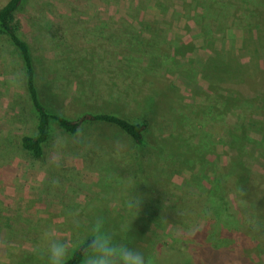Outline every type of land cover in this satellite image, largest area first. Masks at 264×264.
<instances>
[{
	"label": "rangeland",
	"instance_id": "rangeland-1",
	"mask_svg": "<svg viewBox=\"0 0 264 264\" xmlns=\"http://www.w3.org/2000/svg\"><path fill=\"white\" fill-rule=\"evenodd\" d=\"M227 2L235 26L223 13L204 18L193 0H23L14 17L41 103L69 119L91 112L145 120L147 133L137 146L105 123H87L73 135L52 123L35 158L19 142L36 123L22 62L0 36V264H47L45 229L54 227L71 245L98 217L150 264H211L206 193L213 188V201L226 206L212 185L215 171L225 173L231 161L249 178L264 171L259 123L249 121L244 103L226 106L230 81L210 88L223 76L217 63L249 62L258 37L264 41V12L250 14L243 0ZM252 79L250 92L262 94ZM233 146H241L240 161ZM228 192L232 211L235 192ZM226 239L229 247L241 244L238 235ZM231 255L221 263L264 264L262 256L238 262Z\"/></svg>",
	"mask_w": 264,
	"mask_h": 264
},
{
	"label": "trees",
	"instance_id": "trees-1",
	"mask_svg": "<svg viewBox=\"0 0 264 264\" xmlns=\"http://www.w3.org/2000/svg\"><path fill=\"white\" fill-rule=\"evenodd\" d=\"M22 2L23 0H7L0 7V36L8 40L21 59L25 88L32 109L36 114V123L33 132L22 135L19 138L21 148L35 158H39L42 155L43 145L48 140L50 125L52 123L59 126L63 131L73 135L79 133L83 126L90 122H100L114 126L130 138L135 145H143L145 134L147 133V122L145 120H135L132 122L117 114L91 112H85L76 119H69L61 114L51 112L41 103L35 85V73L30 48L27 42L20 37L19 26L14 17L15 13L20 9ZM243 3H245L244 5L250 14H254L257 8L262 13L264 12V0H243ZM193 5H197L203 10V13L206 14L204 18L211 17V21H213L212 15L214 13H223V16L225 15L224 21L229 20L231 22L230 25H236V13L232 11L234 8L231 7V4L227 0H193ZM216 6L217 9L219 8L218 10L215 8ZM182 8L184 9V5H182ZM226 12L227 14H225ZM255 17V20L260 18L257 14ZM258 22L259 20L256 21V23ZM249 26L250 24H247V27ZM262 29L263 27L261 25L258 34H261ZM123 38L124 36L121 37V39ZM213 39L212 37L207 39L209 46H211ZM125 40L127 41V39ZM245 44L248 51L251 47L249 44ZM255 49L249 52L251 54L249 62L239 63L236 61L235 63V60L228 58L222 64L217 63V65L222 67L223 76L222 78L216 79L217 87L212 84L210 88L212 91L216 90L220 88L219 83L222 80H225V82L230 81V84H227L229 87H226L228 88L226 90L231 95V98L226 101V106L232 109L236 103H244L247 106L246 108H248V116H251L249 121L252 124L259 123V126H255V130L260 132L264 143V41L262 36L258 37V46ZM260 51L263 56L261 59L259 56L261 55L259 53ZM209 70L206 67L207 74ZM204 73L206 74V72ZM252 77L257 80V85L263 87L262 94L260 92L258 95H255L257 94L256 92H250L251 84L249 86L246 80ZM238 87L241 88V91L238 90ZM251 94L255 96L251 97ZM150 99L151 97L147 100L149 101ZM259 99H261V102ZM227 107L223 108L222 111L225 114H229L231 111ZM253 115H257L260 119L252 118ZM245 139H247V136ZM251 144H255L257 147L256 141L251 142ZM232 149L236 150V161H240L243 156L241 146H233ZM262 156L264 158V151ZM262 162L264 169V160ZM242 166V164L231 161L230 164L228 163L225 166V173L218 174L215 171V181H212V185H218L221 195L219 199L222 197L226 205L225 207H221L218 201H213V188L206 193L207 197L205 196V200L207 199V201L203 204L202 215L204 220L207 221L203 230L208 234L204 241L211 245V250L213 249L212 254L210 253V256L207 258L211 264L213 262L214 264H222L221 261L225 260L227 254H232V258L238 262L246 259L247 261L251 260V256L253 255L264 257V171L261 175L253 174L249 178L248 171ZM228 190L235 192L233 196L236 198V207L232 211L229 209V202L226 201V192ZM230 235H238L241 237V244L235 248L229 247L230 245L226 237L228 238ZM81 263L82 251L77 246L72 256L67 260V264Z\"/></svg>",
	"mask_w": 264,
	"mask_h": 264
},
{
	"label": "clouds",
	"instance_id": "clouds-1",
	"mask_svg": "<svg viewBox=\"0 0 264 264\" xmlns=\"http://www.w3.org/2000/svg\"><path fill=\"white\" fill-rule=\"evenodd\" d=\"M41 240L47 245V264H67L71 249L77 246L82 251V264H150L141 250L119 242L114 233L106 230L100 217L83 240L71 245L58 238L54 227L45 229Z\"/></svg>",
	"mask_w": 264,
	"mask_h": 264
}]
</instances>
